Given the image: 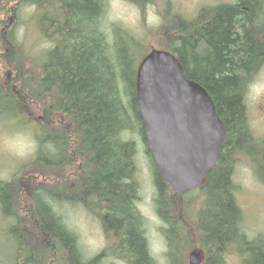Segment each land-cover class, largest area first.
I'll list each match as a JSON object with an SVG mask.
<instances>
[{"label":"trees","instance_id":"1","mask_svg":"<svg viewBox=\"0 0 264 264\" xmlns=\"http://www.w3.org/2000/svg\"><path fill=\"white\" fill-rule=\"evenodd\" d=\"M59 1L67 26L56 34L42 25V35L54 45L38 59L23 51L17 58L13 45L6 46L20 68L17 91L0 82L11 105L25 113L18 102L22 97L31 105L40 104L37 95L48 99L42 115L33 120L38 126L35 158L22 166V176L0 181V207L14 220L16 255L20 258L24 253V233L34 224L32 238L37 246L27 258L36 264H48L53 255L65 264H114L103 262L109 253L125 264H157L139 208L138 146L128 137L137 130L153 164L154 203L165 223L168 262L189 264L186 253L192 239L175 215L180 195L157 171L137 104V68L148 47L120 24L110 29L104 25L108 0ZM129 1L140 7L145 18L152 0ZM163 5L159 13L163 23L157 30L164 34L163 49L176 54L185 75L207 89L228 131L217 165L200 186L205 199L197 202L198 213L197 205L194 211L204 237L203 264H219V252L209 256L208 251L216 244L222 250L225 233L235 229V207L225 190L231 182L232 160L239 151L253 147L246 137L244 113L248 88L264 65V0H218L216 6H202L190 20L172 14L169 2L164 0ZM44 12L42 20L48 18ZM27 57L37 59L33 67L38 73L32 67L27 72ZM68 166L73 173L64 182L36 187L33 176H26L38 171L47 179L50 172L58 175ZM57 188L62 191L55 192ZM61 203L80 205L99 219L103 232L111 235L113 242L107 248L111 252L105 249L84 259L77 235L54 208ZM254 255L264 262V253Z\"/></svg>","mask_w":264,"mask_h":264},{"label":"rangeland","instance_id":"2","mask_svg":"<svg viewBox=\"0 0 264 264\" xmlns=\"http://www.w3.org/2000/svg\"><path fill=\"white\" fill-rule=\"evenodd\" d=\"M7 1L11 2L14 0ZM165 1L173 5V9L171 10L172 14L180 15L182 19L189 20L197 16L202 6H213L218 4V1L215 0ZM163 3L164 0H152L148 3L144 18L140 7L129 0H108L105 10L104 25L109 29L112 24H120L127 28L141 43H143V45H145V47H148L149 51L152 47L164 48L162 45L164 42V34L162 31L157 32L163 23L162 17L159 14L160 9L164 7ZM33 9L34 7L32 6L25 7L17 18V24L8 28V30L11 31L6 35L3 33L4 25H2L5 19L0 14V32L2 34V38H0V82L2 85L7 83V85H13L16 89V85H18L15 82V80L18 79L16 75L20 70L17 66L18 62L12 60V58L15 57L13 52L8 51L6 46L13 45L16 49L14 51L17 53V58L18 52L22 54L23 51L26 56H35L37 59L42 55V52L52 46L50 40L42 35L40 28L36 25L37 18L31 15ZM36 58L31 59L27 57L24 62L27 66V72L32 71V68H34L35 71L33 70V72L38 73V70L33 67V63H35L33 60H37ZM20 97L22 96L20 95ZM37 98L40 104L32 103L33 105H31V103L27 102L25 99H23L24 101L21 99L18 100L19 103L23 104L25 114L18 105H11V97L3 91L0 86V181H11L14 176H22L24 174V172H21L22 166L35 158L37 151L36 131L38 126L33 120H37V118L42 115V104L44 106L48 105V99H44L41 95H37ZM246 102L247 106H250L254 113L259 114L261 112L260 108L264 106V65L254 77L248 88ZM53 118L54 117L51 119ZM136 126L140 128L138 122H136ZM256 127L259 129L264 128V118L256 120ZM128 137L135 140L138 146L136 165L141 198L139 208L146 218V232L151 250L156 258L157 264H169L166 254V239L162 232L165 223L158 215L154 203L156 191L153 184L154 171L152 160L150 156H148L145 150L146 145L144 140L137 130H133L129 133ZM237 167L239 172L242 174L247 173V175H249L248 171L253 170L252 167L248 166L245 160H241L237 164ZM71 169V166H68L65 170H61L58 175H54L56 173L50 172L51 176H47V179L44 176L38 175L40 174L38 171L33 173L28 172L26 176H28V174L29 177L33 176V184L39 187L47 183L64 182L67 180L66 178L68 175L70 176L73 173ZM53 176L59 178L54 180ZM26 179H28V177H26L25 180ZM246 185H252L250 180L246 181ZM58 191H62V189H55V192ZM180 199L178 203H175L177 208L175 215L179 217L183 225L185 224V234L188 233L192 239L186 253V259L189 261L188 255L190 251L204 246L202 242L204 237L194 222L195 214L193 213H195V206L192 208L191 204L197 205V214L199 210L198 203L203 201L205 196H203V192L198 188L189 191L183 197L180 195ZM183 203H188L186 205L187 207H183ZM55 205L56 207L54 208L63 216L68 228L73 230L77 235L78 245L84 259H89L104 249L109 250L107 248L112 245L113 241L110 238L111 235L107 237L106 232H103L99 219L95 218L80 205H65L62 203L61 205ZM257 207L258 205H256L255 210H257ZM190 211L193 213L190 214ZM12 225H14V220L7 218L0 207V264H36L27 258L29 253L32 252L31 249L33 250V248L37 246L34 244L35 240L32 238V235H36L34 224H31L24 233L26 239L28 240L29 238L30 244L28 245V241L26 239L24 240V253L20 258L16 255L17 241L14 238L15 233L13 232ZM110 250L109 252H111ZM49 260L48 264H65L63 260L60 262L56 260V255L50 256ZM103 262L125 264L122 260H118L116 256L111 255V253H109V256L106 257Z\"/></svg>","mask_w":264,"mask_h":264},{"label":"water","instance_id":"3","mask_svg":"<svg viewBox=\"0 0 264 264\" xmlns=\"http://www.w3.org/2000/svg\"><path fill=\"white\" fill-rule=\"evenodd\" d=\"M137 104L157 171L176 193L199 186L220 158L223 120L207 89L189 79L171 51L153 47L140 61ZM192 250L189 264H201Z\"/></svg>","mask_w":264,"mask_h":264},{"label":"flooded vegetation","instance_id":"4","mask_svg":"<svg viewBox=\"0 0 264 264\" xmlns=\"http://www.w3.org/2000/svg\"><path fill=\"white\" fill-rule=\"evenodd\" d=\"M24 6L34 7L31 15L37 18L36 25L40 30L42 25H45V31L57 34L67 26L62 12L63 5L59 0L49 2L44 0H35L34 2L0 0V14L5 19L2 24L4 25V35L10 33L11 30L8 28L17 24V18L21 11L23 12ZM45 10L48 12V18L44 17L42 20L43 16L40 14H44ZM39 17H41L40 26L38 25ZM50 43L54 45L51 40ZM260 111L259 114H256L250 106L245 109L246 137L253 147L239 151L235 154L236 158L232 160L231 182L225 190L229 193L228 197L235 207V229L228 234L225 233L222 250L221 246L216 244L211 245L208 251V253L210 252L209 256L215 250L219 252V264H264L261 259H258L259 257L254 255V252L255 254L264 253V128L256 127V120L264 118V106H261ZM241 160H245L248 166L253 168L248 171L249 175L242 174L237 169V164ZM247 180H250L252 185H246ZM187 204L183 203L182 205L185 207ZM191 205L195 206V204ZM256 205H258L257 210H255ZM192 213L190 211V214ZM194 222L200 230L196 219ZM196 249L201 250L206 258L203 247Z\"/></svg>","mask_w":264,"mask_h":264},{"label":"bare ground","instance_id":"5","mask_svg":"<svg viewBox=\"0 0 264 264\" xmlns=\"http://www.w3.org/2000/svg\"><path fill=\"white\" fill-rule=\"evenodd\" d=\"M217 109V108H216ZM148 147V146H147ZM150 151V150H149ZM151 153V152H150ZM105 250V249H104ZM102 252V251H101Z\"/></svg>","mask_w":264,"mask_h":264}]
</instances>
